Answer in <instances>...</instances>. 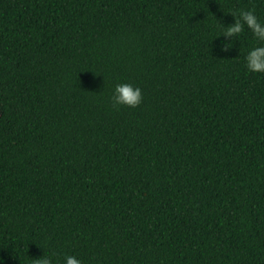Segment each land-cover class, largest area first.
<instances>
[{
    "label": "trees",
    "instance_id": "16d2710c",
    "mask_svg": "<svg viewBox=\"0 0 264 264\" xmlns=\"http://www.w3.org/2000/svg\"><path fill=\"white\" fill-rule=\"evenodd\" d=\"M241 10L264 22V0H0V264H264Z\"/></svg>",
    "mask_w": 264,
    "mask_h": 264
},
{
    "label": "clouds",
    "instance_id": "9594fccd",
    "mask_svg": "<svg viewBox=\"0 0 264 264\" xmlns=\"http://www.w3.org/2000/svg\"><path fill=\"white\" fill-rule=\"evenodd\" d=\"M245 26L251 31L255 41L244 54L245 68L253 74L264 73V22H261L252 10H241L239 18L234 17V22L225 27L223 36L238 38ZM229 43L221 42V50H228ZM111 99L113 106L135 108L142 100L141 89L127 82L117 83L113 87ZM32 264H52V261L49 256L43 254L32 259ZM64 264H82V262L76 256L65 255Z\"/></svg>",
    "mask_w": 264,
    "mask_h": 264
}]
</instances>
